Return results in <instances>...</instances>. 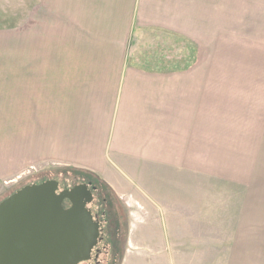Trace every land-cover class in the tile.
Instances as JSON below:
<instances>
[{
	"label": "crops",
	"instance_id": "1",
	"mask_svg": "<svg viewBox=\"0 0 264 264\" xmlns=\"http://www.w3.org/2000/svg\"><path fill=\"white\" fill-rule=\"evenodd\" d=\"M31 165L178 199L186 264H264V0H20L0 182Z\"/></svg>",
	"mask_w": 264,
	"mask_h": 264
},
{
	"label": "water",
	"instance_id": "2",
	"mask_svg": "<svg viewBox=\"0 0 264 264\" xmlns=\"http://www.w3.org/2000/svg\"><path fill=\"white\" fill-rule=\"evenodd\" d=\"M59 189L55 179L27 184L0 201V264H78L97 245L99 223L86 205V182Z\"/></svg>",
	"mask_w": 264,
	"mask_h": 264
},
{
	"label": "rangeland",
	"instance_id": "3",
	"mask_svg": "<svg viewBox=\"0 0 264 264\" xmlns=\"http://www.w3.org/2000/svg\"><path fill=\"white\" fill-rule=\"evenodd\" d=\"M19 18L20 0H0V29H18ZM179 53L173 49L171 54L176 56ZM40 167H27L17 182H0V201L24 185L38 184L44 180L55 179L59 188L65 189L76 181L95 179L68 169ZM99 183L98 180L96 185ZM158 186L160 194L166 192L164 189L168 192L173 190L164 187L161 181ZM110 190L115 196L119 220L114 219L108 226L107 239L110 244L100 255L99 264H186L181 261L185 257L186 247L181 244L178 208L173 209L178 206V201H175L178 199L160 196L156 189H140L133 182L128 184L126 190L116 185ZM78 264L92 263L82 261Z\"/></svg>",
	"mask_w": 264,
	"mask_h": 264
},
{
	"label": "flooded vegetation",
	"instance_id": "4",
	"mask_svg": "<svg viewBox=\"0 0 264 264\" xmlns=\"http://www.w3.org/2000/svg\"><path fill=\"white\" fill-rule=\"evenodd\" d=\"M98 179L87 178L81 180L88 184V190L93 193V200L86 205L87 209L91 212L93 219L99 223L100 235L102 239L98 240V244L93 242L86 244L87 250L90 252V258L87 260L92 264H99V257L103 250L109 247L110 241L107 239L108 226L114 219L118 222V207L116 206L115 196L111 190L99 180V185H96ZM78 182V181H76ZM75 182V183H76ZM73 183L70 187H72ZM61 188L58 189L60 191Z\"/></svg>",
	"mask_w": 264,
	"mask_h": 264
}]
</instances>
